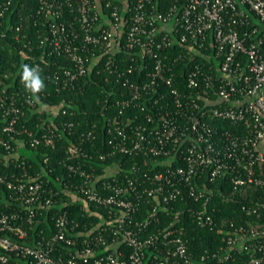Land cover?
<instances>
[{"label": "built area", "instance_id": "built-area-1", "mask_svg": "<svg viewBox=\"0 0 264 264\" xmlns=\"http://www.w3.org/2000/svg\"><path fill=\"white\" fill-rule=\"evenodd\" d=\"M37 4L23 23L0 29V39L24 38L32 21L45 50L33 66L49 67L58 93L81 90L94 72L120 89L102 88L96 102L100 151L95 123L74 133L70 99L46 105L26 89H10L0 72V164L17 159L8 137L24 135L15 143L31 148L72 138L59 191L48 186L45 169L27 172L22 163L21 177L0 174V186L13 193L8 206L18 205L0 211V264H225L243 254L244 264H264V205L247 199L248 189L264 190V0H173L164 11L154 0ZM10 6L0 0V26ZM54 56L62 60H46ZM24 108L35 115L34 130L15 129ZM93 157L120 158L99 168ZM215 190L239 201L245 220L218 216ZM78 203L94 222L72 215ZM47 209L50 235L30 236ZM186 220L221 234L197 261Z\"/></svg>", "mask_w": 264, "mask_h": 264}, {"label": "trees", "instance_id": "trees-1", "mask_svg": "<svg viewBox=\"0 0 264 264\" xmlns=\"http://www.w3.org/2000/svg\"><path fill=\"white\" fill-rule=\"evenodd\" d=\"M111 1L118 3L121 0ZM37 3L38 0H11V6L1 20L2 24L0 29L5 31L4 29H8V27L12 24L16 26L20 23H23V19L22 22H20V18H26L29 14L33 13L38 5ZM154 3L156 4L158 11H164L169 5L173 3V0H154ZM104 13L107 12L104 10ZM32 23V21H29L28 26L23 30L25 34L24 38H22V35H20L19 38L16 39L18 34L8 33L4 39H0V72L8 73V78L4 80V82H6L9 85V88L13 89V91H16L18 88L25 89L24 84L21 81L23 66L27 64L34 67L33 59L39 57L45 52V50L39 46L40 38L37 37L35 28H32ZM26 42L28 45L26 48H24ZM169 52L176 55L179 53V49L172 48L169 50ZM50 58L51 59L47 57L46 60H62V58H58L56 56ZM41 66L45 71L49 68L43 67L42 64ZM44 70L40 72V75L43 79L45 88L38 94V99L46 105H57L63 99H70L72 101V110L76 111L77 121L79 122L73 130L74 133L85 129L87 126V121H92L97 126V139L94 142V148L101 151L103 141L105 139L103 131L104 123L102 117L99 114L100 107L96 104V102L102 98V88L112 92L120 89V85H116L113 81H111V83H105L104 78L107 75L102 74L100 76H96L94 72L88 75V77L82 79V82H84V88L81 90L78 91V89H76L73 92L70 90H65L58 93L55 83L52 80H48L46 78V73ZM93 79L97 80V83L93 82ZM34 96L37 97L36 95ZM23 111L24 115L18 119L15 129L17 131L23 128L34 130L35 115L31 113L29 109L24 108ZM3 125L4 121L2 118H0V137L6 138V135L2 133ZM25 138L26 136L24 135H15L11 138H7L12 144L13 153L17 159H14L15 161L13 164L8 165L9 168L8 166L4 167L2 164H0V174L4 176L14 174L15 177H21L24 172V170L21 168L22 163L25 167V171L27 172L31 171V169H29L30 166L34 173H39L42 171V169H45L48 172V176L45 177L48 180V186L52 187L53 191H59L61 189V185L56 183V178L60 179V183L67 182L66 172L63 167V163L66 160V154L64 151L72 138L64 136L61 140L56 141L54 147L39 146L37 148H31L27 145L19 146L17 143H15L14 139L20 141L23 139L25 140ZM0 154H4L1 148ZM93 158L94 159L91 164L102 168L104 165L111 164L120 157L106 159L104 162H99L95 159V157ZM216 191L217 190H215L211 201L212 205L216 206L219 210L218 216L224 218L226 221L235 220L237 222H241L245 220L244 214L241 210V203L239 201H227ZM221 191L226 194L228 191H230V188H228V186L226 187L225 185ZM12 195L13 193L11 191H8L4 187L0 186V211L9 212L13 208L18 207V205L8 206L7 202L10 201V197ZM60 197L64 200L67 199L63 196V194H60ZM247 197L248 201L250 202H259L264 205V190L248 189ZM70 206L72 215L76 217L81 224L88 219L87 216H82L83 213L79 209V203ZM52 212L53 210L49 209L41 211V215L38 217L37 221H35L32 227L29 228L30 236L36 237L40 234V232H42L45 236L50 235V216ZM88 221L94 222V219L89 218L87 222ZM184 225L186 229V238L189 242L188 245L190 254L194 261H197L204 251L210 252L219 245L221 234L218 233L217 230L200 228L191 220H186ZM246 258L247 257L244 254L237 255L232 261H229L225 264H244ZM20 264L24 263L21 262Z\"/></svg>", "mask_w": 264, "mask_h": 264}, {"label": "clouds", "instance_id": "clouds-1", "mask_svg": "<svg viewBox=\"0 0 264 264\" xmlns=\"http://www.w3.org/2000/svg\"><path fill=\"white\" fill-rule=\"evenodd\" d=\"M21 81L24 84L25 89L31 94L36 95L37 98L38 94L45 88L43 79L40 75L39 66L32 67L27 64L24 65Z\"/></svg>", "mask_w": 264, "mask_h": 264}]
</instances>
